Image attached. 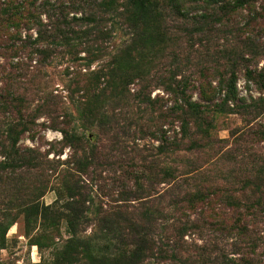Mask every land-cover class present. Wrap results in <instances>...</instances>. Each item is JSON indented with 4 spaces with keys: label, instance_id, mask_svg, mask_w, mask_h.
<instances>
[{
    "label": "rangeland",
    "instance_id": "374dc122",
    "mask_svg": "<svg viewBox=\"0 0 264 264\" xmlns=\"http://www.w3.org/2000/svg\"><path fill=\"white\" fill-rule=\"evenodd\" d=\"M125 1L120 0L118 13L124 11ZM207 1L212 0H187L191 17L207 14L216 24L218 32L209 47L198 45L189 50L188 33L174 30L180 42L168 44L153 56V62L151 58L146 70L129 86L134 95L144 87L151 104L132 99L126 108L114 107L112 104L118 102L111 104L109 94L103 96L117 114L110 126L88 120L84 113L90 106L85 108L87 102L81 103L85 101L80 98L83 92L72 94L70 86L102 71L131 41L132 31L122 18L116 15L109 19L107 29L112 37L80 51L77 60L62 52L51 62L39 64L34 59L37 55L33 61L27 55L35 51L33 45L27 46L29 53L25 49L10 58L8 39L0 41V92L13 82L12 92L26 99L29 113L43 105L47 96L59 107L57 116L39 113L35 127L17 143L20 151H30L39 159L46 175L28 168L15 172L3 169L11 161L0 155V264H99L77 253L65 261L59 253L74 245L72 241L92 243L94 250L103 249L102 253L111 245L115 253V244L123 234L102 231L97 210L123 218L122 225L115 226L119 229L146 224L139 213L145 207H150L155 220L148 225L150 251L142 264H177L173 256L179 237L174 228L180 227L184 236L179 256L184 264H218L215 259L220 255L221 259H233L234 264L241 263L238 259L242 257L248 258L249 264H264V109H254L255 104L264 108V3H256V8H233L226 17V3L215 8ZM227 3L235 6V0ZM77 14L82 16V12ZM42 18L48 23L46 14ZM169 25L172 28L174 24ZM21 33L23 40L37 37L36 29ZM248 38L260 48L256 55L243 45ZM23 42L16 45L23 47ZM19 63H28L30 73L22 68L16 78L8 79ZM201 68L209 69L210 101H204L199 92ZM233 74L235 95L228 84ZM34 75L39 77L31 80ZM113 76L124 77L106 68L100 90L106 89L108 78ZM180 82L191 86L190 100L173 98L170 90ZM190 101L210 109L200 120L186 117L181 108L187 110ZM176 107L179 110L174 111ZM1 113L0 135H4L19 119L12 110ZM183 118L190 124L187 136L180 133ZM161 129L167 131L165 138ZM62 130L78 140L69 144ZM93 147L100 148L101 162L91 165L87 174L66 178L73 162L90 155ZM168 168L174 170V178L163 180V171ZM74 185L83 187L88 195L76 232L71 230L68 210L70 187Z\"/></svg>",
    "mask_w": 264,
    "mask_h": 264
},
{
    "label": "trees",
    "instance_id": "16d2710c",
    "mask_svg": "<svg viewBox=\"0 0 264 264\" xmlns=\"http://www.w3.org/2000/svg\"><path fill=\"white\" fill-rule=\"evenodd\" d=\"M68 1L69 2H67V0H57V3L54 5L51 0H43L42 4L38 5L39 0H0V41L4 40V38L8 39V48L6 49L10 52V54H8L10 58L18 57L21 51L25 49L26 51L28 50V45H33L35 51L30 53L27 51V53H29L27 55L31 61L36 59L39 64L51 62L56 54H61L62 52L70 55L73 60H77V55L80 54V51H87L91 45H98L100 41H105L112 37L111 32L107 29L109 19L116 15L122 18L126 23V27L132 31L133 38H131V41L128 42L125 48L119 50L117 54L112 56L102 71L94 73L90 78L85 77V79L81 81L78 79L70 86V92L72 94L75 92L78 94L83 92L80 98L85 101L81 103L84 104L87 102V104H84L86 106L85 108L90 106L89 110L84 113L86 118L88 117V120L92 118L101 125L106 124L110 126V121H115L117 119L116 111L111 110V108L107 106L108 102H106V98H104L107 94H109L112 99L111 104L115 101L118 102L112 104L114 107L122 105L126 108L128 104H132V99L140 102V104H143L144 101L149 104L152 103L144 87L141 88L140 92L134 95L131 93L129 86L134 83L132 81L135 80L134 78L137 77L136 75L141 74L140 71L146 70V64H149L148 61L153 56L167 49L168 44L175 45L176 40L177 44L180 42L181 37L177 36L178 34H175L177 32L174 30L188 33L186 36H188L189 39H185L189 50L196 49L198 45L208 48L210 41L213 40L215 33L218 32V30H214L216 29V24L207 14H203L200 17L190 16L188 13L190 2H187V0H126L122 6L124 7V11L121 13H118L120 0ZM193 2L198 3V0H193ZM259 2L263 4L264 0H235V6L230 5V3L228 4L227 0H212L208 2V4L217 8L219 4L223 5L226 3L223 9L225 10L224 16L227 17L230 15V11L233 8H256V3ZM79 12H82L81 17H78L77 13ZM73 13H75V15L71 17ZM43 14L47 15L48 23L44 22L42 18ZM108 16L111 17L108 18ZM169 22L174 24L172 27L173 29L169 25ZM222 22L223 21H221V23ZM185 27L190 29L187 30ZM23 29H36L37 37L33 41H31L33 36H30L28 40H23L21 33ZM17 41H24L23 44L25 45L19 48L16 45ZM243 43L244 47L246 49L249 48L248 51L254 55H256V50L260 49L250 38ZM34 55L37 56L33 59ZM200 58H202V56ZM151 60L153 62L154 58ZM108 67L110 72L120 75L123 74L124 77L123 79L117 76L111 77H115L113 83L109 77L110 79L108 78V81H105L106 89L100 90V80L105 78L104 70ZM12 69V72H15L12 77H8L10 80L16 78V76L19 75L17 71L21 69L25 70L26 73H30L31 66L28 63H19ZM200 72L203 78L199 89L200 95L204 101H210L213 91L210 82H208L209 69L206 70V68H201ZM24 76H27V74ZM232 76L228 84L232 90V94L235 95L236 77L235 74ZM37 77L39 76L34 75L31 80H35ZM115 80L117 81L116 83ZM11 83L0 92V111L5 113L12 110L18 116L17 119H19V122L10 124L6 133L3 135L2 132L0 135V155L4 156L8 161H11V164L5 166L3 169H12V172H15L19 169L28 168V171L36 170L39 174L46 175V169L40 166L39 159L30 151H20L19 148H17V143L25 132L35 127L36 119L40 116L39 113L41 114L47 111L48 114L57 116L59 107L57 108L55 104V106L52 104V96H47L44 98L45 103L43 105L37 106L32 113H29L30 110L26 99L12 92L14 84ZM32 83L34 86L37 84L35 81H32ZM261 84V87H264L263 76ZM170 91L174 94L173 98L177 100L179 98L190 100L192 88L190 85L180 82L178 87L172 88ZM123 102H126L125 105ZM187 105L188 109L184 110L181 108L182 112L186 117H194L197 120H200L202 114H205L210 109V107L191 101L188 102ZM106 106L110 109L109 111L106 109ZM254 109L260 111V109L262 110L264 108L255 104ZM177 110H179V107L174 109V111ZM182 121V130L180 133H182L183 136H187L188 133H190L188 118H183ZM62 131L69 144L73 145V141L78 140L77 136L71 135L69 137V132L66 130ZM161 133L163 134L162 138H165L167 131L161 129ZM155 138H159V136L155 135ZM6 144L11 148L9 151H6ZM175 144L177 143H172V146ZM102 158L103 154L100 148L93 147V151L90 155L88 154L83 159H78L73 162L75 168L73 166L70 171H66V178L71 179L78 176L77 174L83 175L89 173L90 166L99 164ZM154 172L156 177L160 176L157 169ZM173 174L174 170L168 168L163 171V180H166L164 179L166 176L170 177L168 179H173ZM43 189L44 185L42 186V190ZM70 190L72 192V201L68 205V210L71 211L69 221L71 230L76 232V222L83 217V211L81 209H85V204L88 202V195L84 193L83 187L81 186H71ZM139 213L142 214V219L146 220V224L140 225L138 223L135 227L128 225L129 228L124 227L118 229L115 228V226L122 225L123 218L121 219L119 215L113 213L107 215L104 211L97 210V219L102 231H107L112 235H116V231L118 235H120V233L123 234L121 240H118V244H115V253H112L114 251L110 250L111 245L108 246L107 249H104V253H102L103 249L94 250L92 243L82 244V242L79 241H72L75 244L72 246L68 245L60 252V258L65 261L70 260L73 259L71 256L77 253L84 254L90 259L94 258L96 261H99V264H142L146 258L147 252L150 251L148 248V225L153 223L155 217L150 211V207H145L144 210H140ZM174 229H176L175 232L179 240L176 243V254L174 256L172 254V256L177 264H184L179 256V247H181L180 242L184 236L182 232L183 228ZM225 231L227 230L225 229ZM228 231L232 232L233 229H229ZM94 255L97 256L95 257ZM221 258L222 255L217 256L215 262H218V264H234V260L229 259L227 256H224L223 259ZM238 260L241 261L239 264H249L247 261L248 258L246 257H242Z\"/></svg>",
    "mask_w": 264,
    "mask_h": 264
}]
</instances>
